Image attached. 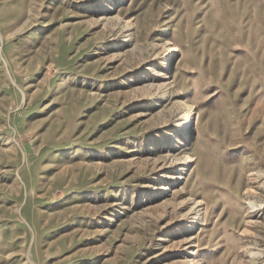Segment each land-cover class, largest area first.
Instances as JSON below:
<instances>
[{
    "label": "rangeland",
    "instance_id": "obj_1",
    "mask_svg": "<svg viewBox=\"0 0 264 264\" xmlns=\"http://www.w3.org/2000/svg\"><path fill=\"white\" fill-rule=\"evenodd\" d=\"M0 264H264V0H0Z\"/></svg>",
    "mask_w": 264,
    "mask_h": 264
},
{
    "label": "bare ground",
    "instance_id": "obj_2",
    "mask_svg": "<svg viewBox=\"0 0 264 264\" xmlns=\"http://www.w3.org/2000/svg\"><path fill=\"white\" fill-rule=\"evenodd\" d=\"M172 58H173V54L170 55L168 62H167V69L169 70V72H171V69H172L171 68V59ZM195 123H196V120L194 118H191L188 122L186 121L183 123V125L185 124V129L183 128L184 130H182V135L187 139L186 145H188L191 142L192 132H193ZM185 159H186V161H190L191 156L187 155ZM201 203H202V200L198 201L196 206H198ZM196 212L197 213L194 215L192 222L189 223V225H190L189 228L194 227V222H197V220L201 216L200 208H198Z\"/></svg>",
    "mask_w": 264,
    "mask_h": 264
}]
</instances>
